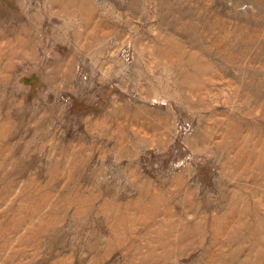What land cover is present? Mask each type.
<instances>
[{
    "label": "rangeland",
    "instance_id": "obj_1",
    "mask_svg": "<svg viewBox=\"0 0 264 264\" xmlns=\"http://www.w3.org/2000/svg\"><path fill=\"white\" fill-rule=\"evenodd\" d=\"M0 264H264V0H0Z\"/></svg>",
    "mask_w": 264,
    "mask_h": 264
}]
</instances>
